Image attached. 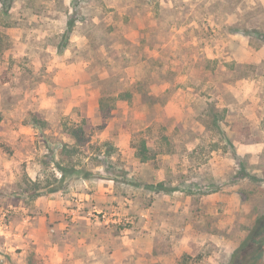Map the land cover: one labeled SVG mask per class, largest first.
I'll return each mask as SVG.
<instances>
[{
	"label": "rangeland",
	"instance_id": "rangeland-1",
	"mask_svg": "<svg viewBox=\"0 0 264 264\" xmlns=\"http://www.w3.org/2000/svg\"><path fill=\"white\" fill-rule=\"evenodd\" d=\"M0 34L11 43L0 55V264H45L33 245L8 250L1 231L41 197L99 184L111 207L153 206L162 222L177 205L239 246L264 212V0H0ZM103 210L93 215H114ZM232 255L210 242L181 264Z\"/></svg>",
	"mask_w": 264,
	"mask_h": 264
},
{
	"label": "crops",
	"instance_id": "crops-1",
	"mask_svg": "<svg viewBox=\"0 0 264 264\" xmlns=\"http://www.w3.org/2000/svg\"><path fill=\"white\" fill-rule=\"evenodd\" d=\"M84 184L89 187L87 181ZM110 193L99 184L95 191L83 192L75 200L62 194L54 199L41 197L32 206L33 214L22 216L20 225L11 222L4 227V246L13 250L33 245L45 264H181L184 256L198 255L210 242L226 253L233 254L238 248L234 241L215 233L214 224L200 231L188 209L171 205L168 213L175 218L159 222L153 213L162 211L153 206L140 210L131 204L111 207ZM107 208L115 217L103 220L93 215ZM181 215L189 220L180 223ZM162 231L163 251L157 244Z\"/></svg>",
	"mask_w": 264,
	"mask_h": 264
},
{
	"label": "trees",
	"instance_id": "trees-1",
	"mask_svg": "<svg viewBox=\"0 0 264 264\" xmlns=\"http://www.w3.org/2000/svg\"><path fill=\"white\" fill-rule=\"evenodd\" d=\"M74 23H75L74 20L69 21L67 28L69 32L73 30ZM9 44H11L9 37L4 34H0V55L2 54V52H4V50H7L9 48ZM213 123L216 126L219 125V119L217 115L213 116ZM67 133L70 136H72L77 143L86 144L88 142V140L84 137V130L82 127L74 126L68 128ZM74 148H75L74 146L64 144L62 146V155L66 156L67 153H70L71 151L73 152ZM147 153H148V149L145 143H143L139 154L143 162L149 160ZM60 169L62 170V172L66 171L65 168H60ZM242 171L240 172V174H238L239 176L250 177V179L255 182L263 181V179L259 180L256 177H251L247 173ZM157 187L160 190H164V191L168 190L165 187V184L164 185L159 184ZM33 188L39 189L40 186L39 184H34ZM59 190L60 188H56L52 192L56 193ZM37 191H34V193H32L30 197L32 200H35L38 197L42 196L41 193H36ZM263 259H264V212L255 214V219L251 227L247 229V233L245 237L242 239V241L239 243L238 248L233 253L229 264H261ZM31 262L34 264H42V261L39 258H36L34 255Z\"/></svg>",
	"mask_w": 264,
	"mask_h": 264
}]
</instances>
